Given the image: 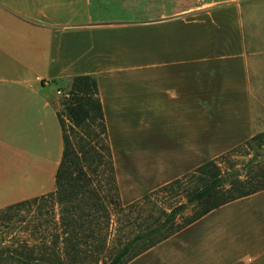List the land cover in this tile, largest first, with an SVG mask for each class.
<instances>
[{
  "label": "rangeland",
  "instance_id": "1",
  "mask_svg": "<svg viewBox=\"0 0 264 264\" xmlns=\"http://www.w3.org/2000/svg\"><path fill=\"white\" fill-rule=\"evenodd\" d=\"M0 2L24 11L0 5V92L18 96L0 97V105L18 102L16 107H22L15 113L18 128H11L19 146L25 142L21 137L28 135L32 152L22 162L20 155L0 145V187L8 188L3 200L24 191L40 196L55 190L63 146L56 112L74 77L81 74L95 75L99 83L125 207L112 216L109 255L121 242L161 224L172 207L185 203L186 192L203 185L190 176L203 163L215 160L223 175L240 178L264 167V146L247 144L264 131V6L243 32L230 11L148 18L139 14L137 0ZM89 20L80 27L68 25ZM243 40L249 43L242 49L238 43ZM241 52L251 55L243 58ZM161 74L193 76L194 104L214 102L213 111L192 115L186 106L187 100L191 105V84L178 80L176 84L174 77ZM37 75L47 79L46 86ZM175 86L184 93L180 100L171 99ZM218 90L238 95L214 96ZM191 123L199 131L194 155L187 154ZM203 133L206 136L201 137ZM176 179L182 186L172 183ZM8 206L0 209V255L9 251L22 256L25 250L36 257L57 254L55 261H64L57 237L58 206L55 212L50 206L42 212L38 205L32 210ZM192 213V208L184 211L176 223ZM209 215L219 214L215 210ZM172 226L176 225L162 232ZM162 232L139 240L135 250Z\"/></svg>",
  "mask_w": 264,
  "mask_h": 264
},
{
  "label": "trees",
  "instance_id": "2",
  "mask_svg": "<svg viewBox=\"0 0 264 264\" xmlns=\"http://www.w3.org/2000/svg\"><path fill=\"white\" fill-rule=\"evenodd\" d=\"M61 104L62 109L57 111V116L62 131L63 151L55 174V190L8 207L31 206L28 208L32 210L34 205H38L36 207L42 212L44 207L50 206L55 212L58 206L59 220L56 224L61 232L57 237L63 245L64 261L57 263L55 257L60 258L57 254L36 257L30 251L23 250L26 253L22 256L9 251L0 255V264H126L169 234L218 207L264 189L263 166L256 173L248 172L245 178H240L234 174L223 175L215 160L207 161L190 174L203 185L187 191L185 203L172 207L166 212L161 224L121 242L114 253L109 255L107 234L112 216L114 213H122L125 207L121 202L96 76H75L68 96ZM247 144L264 146V131L254 135ZM172 183L182 186L179 179ZM191 208V216L182 217L183 221L176 223L177 218ZM169 225L176 226L162 232ZM160 232V238L151 240L141 250H135L139 240L153 238Z\"/></svg>",
  "mask_w": 264,
  "mask_h": 264
},
{
  "label": "crops",
  "instance_id": "3",
  "mask_svg": "<svg viewBox=\"0 0 264 264\" xmlns=\"http://www.w3.org/2000/svg\"><path fill=\"white\" fill-rule=\"evenodd\" d=\"M158 1H161V3L164 1L163 6ZM0 5L20 14L24 12L23 10L11 9L1 2ZM262 6H264V0H137L139 14L148 18L189 15L202 10H207L210 14L213 12L229 13L230 11L238 18V25L243 26V32L248 30L246 22L252 21V18L255 17ZM90 20L84 23L68 25L80 27L91 22ZM247 43L249 42L246 40L240 41L238 47L242 49L246 48ZM240 55L245 58L250 57L251 54L247 55L246 52H241ZM59 59H62V57ZM252 72L256 74L257 69L252 70ZM50 74V77H52L55 74V70L51 71ZM161 75L174 77L176 79L175 83L178 80L181 84H191V105H188L187 100L186 106L187 110L189 109L192 112V115L194 112L208 113L213 111L214 105L212 103L214 102L208 104L207 101L201 100V104H194L192 94L193 76H189L188 74H180L179 76ZM36 80L46 86L45 82L47 79L42 75H37ZM186 85H183V87L185 88ZM171 94L173 97L171 99L180 100L183 98L184 93L181 88L175 86ZM213 95L228 97L238 94L231 90H218ZM6 96L18 98L16 92L7 94L0 92L1 98ZM215 102L218 104V101ZM16 104L13 106L0 105V145H4L7 151H11L18 156L20 155L19 157L23 162L27 160V154L32 155V152L28 150L27 146L28 135L25 134L24 137H21L25 142L21 143L23 146H19L20 139H18V136L12 129L18 128L19 122H15V113H19L22 108L16 107ZM50 104H52L51 100L46 102L47 106ZM218 105L220 106V104ZM190 127L191 141L187 154L194 155L199 148L195 143V137L199 135V131L194 129V123H191ZM204 135L205 133L201 137ZM60 159L61 156L57 159V168ZM27 178L28 176L24 179ZM5 190H8V188ZM5 190L0 187V209L35 196L33 191L31 193L24 191L20 197L3 200L2 193ZM215 210L218 211V216L209 215V213ZM215 210L178 231L169 234L151 247L140 252L126 264H264V189L233 200Z\"/></svg>",
  "mask_w": 264,
  "mask_h": 264
}]
</instances>
